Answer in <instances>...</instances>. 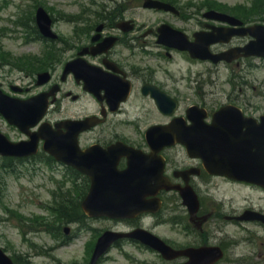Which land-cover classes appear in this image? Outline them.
<instances>
[{
    "label": "flooded vegetation",
    "instance_id": "obj_1",
    "mask_svg": "<svg viewBox=\"0 0 264 264\" xmlns=\"http://www.w3.org/2000/svg\"><path fill=\"white\" fill-rule=\"evenodd\" d=\"M143 1L121 0L110 10L108 7L102 15L103 20L100 22L102 30L99 33L96 31L99 23H95L81 36L57 38L56 41L61 43V48H52L56 54L48 56L46 70L51 80L43 88L49 90L53 85L59 84L58 94L62 95V100L64 97L82 102L91 99L95 108L93 114L100 117L99 124L80 134L82 147L96 144L106 149L119 141L129 146L145 147L142 128L139 129L140 123L143 126L166 124L174 116L183 117L180 108L172 116L161 113L155 97H160L164 101L165 109L171 108L172 105L167 103L159 92L176 99L179 103L178 87L181 79L169 67L177 63L178 56L208 65L203 72L190 78L193 83L190 87L195 97V101L190 105L204 109L207 122H211L213 112L224 105H233L245 116L251 117L254 122L259 121L262 113L257 106L247 105L241 97L240 87L237 88L239 91H236V87L228 88L229 92L221 101L213 96V88L209 85L213 80H209V77L214 68L219 69L220 64L227 67L231 63L221 62L215 65L209 61L191 59L186 52L175 49L171 46L172 43L162 38L166 34L165 26L179 30L187 40L193 41L197 33L211 30L214 24L224 25L206 16V12L213 9L212 4L195 0H160L170 5V9H167L145 8L139 5ZM88 20L91 21L90 18ZM82 24L87 23L84 20ZM83 31L84 29L80 28L76 33L81 34ZM96 35L98 38L93 40ZM110 36L115 37L114 44L106 51L97 53L94 47ZM244 42V37H233L228 43L212 45L211 50L224 52L242 46ZM59 51L61 54H58ZM72 61L88 65L87 67L94 66L91 71L100 77L94 87L96 94L88 91L82 77L83 71L75 64H71ZM233 63L239 65L240 60ZM232 77L233 75H229L226 82L230 84ZM108 92L111 93L109 98L106 94ZM143 109L152 110L155 119H150L147 114L142 116L140 110ZM185 111L186 109L184 116ZM121 127L131 130L124 131ZM136 134H140L142 140L134 136ZM10 137L15 138L12 134ZM193 155L187 154L181 145L164 148L160 154H155L157 165L162 159L163 179L178 188L190 186L197 193L199 210L196 217L191 219L195 221L200 216L203 222L202 230L195 229L177 189L168 191L165 188L160 189L158 195L162 205L158 223L169 227L180 238L173 241L167 237L166 240L179 249L217 244L224 250L225 264H264V250H257L254 247L250 249L244 247L236 259L225 258L228 255L226 253L228 248L223 239L230 236L225 232L216 235L214 231L207 229L209 223L212 229L224 230L225 222L229 221L239 224L246 234L244 236L246 240L252 239L254 242V239L260 238L261 233L251 230L249 224L264 230V224L254 219L264 215V188L253 183L212 175L205 170L203 161L195 156L196 154ZM126 162V158H120L117 167L123 169ZM81 178L82 186H88V177L81 175ZM222 186L231 190L241 189L238 206H235V202L229 204V199L218 193ZM260 244H264V241ZM183 261L185 258H178L174 262Z\"/></svg>",
    "mask_w": 264,
    "mask_h": 264
},
{
    "label": "rangeland",
    "instance_id": "obj_2",
    "mask_svg": "<svg viewBox=\"0 0 264 264\" xmlns=\"http://www.w3.org/2000/svg\"><path fill=\"white\" fill-rule=\"evenodd\" d=\"M42 1L55 9V15L59 19L56 26L58 32L63 35L69 31L71 26L63 19V13L69 6V0H0V52L5 53L0 54V82L11 80L10 83L18 84L23 88L28 87L30 93H24L22 96H28L37 90L32 84V76L44 65L45 46L32 39L33 33H27L18 22L25 18L29 20L33 6ZM79 1L85 6L92 5L90 0ZM223 1H227L230 7L239 3L241 9L247 12L263 11V8L259 6L260 0ZM70 11L74 12L75 10L71 8ZM255 13L254 16L260 14V12ZM257 18L264 21V17L263 19L261 16ZM250 63L251 65L243 69L241 87L248 96L246 99L256 105L259 110L264 111V60H253ZM185 66H183V70ZM204 67L199 63L191 65L188 67L187 73L189 75L192 72L203 70ZM172 68L176 67L172 66ZM233 68L235 72L240 70L239 67L233 66ZM220 72L226 74L222 67ZM220 72L214 69L211 76L214 77L216 84L210 85L215 92L213 96L218 100L225 98L227 89L231 86L222 83L223 81L217 78L221 74ZM223 74H221L222 77ZM188 78L190 79V76ZM6 84L8 85V83ZM178 90L181 96V108L195 100L193 89L188 88L187 81L183 80ZM80 106V103L63 101L58 112L56 111L57 107L55 108L56 112L53 113V117L76 116L80 112ZM140 113L142 116L147 114L150 119H155V114L149 109L140 110ZM140 126L141 128L145 127L142 123ZM121 128L124 131L129 130V128ZM134 136L139 137L138 134ZM2 162L0 160V165ZM62 171L64 169H58L57 166L49 168L39 164L36 169H25L23 174L5 175L4 177L6 188L0 195V245L6 248L11 255L15 253L27 254L30 260L29 264H89L97 236L106 229L123 230L127 226L125 223L120 224L108 219L90 220L87 223H82L83 226L72 223L73 220H68L61 226V229L63 230L65 226L69 227V232L65 234L69 239L65 243H61V240H56L55 233L48 231L44 227L45 225H38L36 222L38 218L45 217L47 224L53 223V220L56 219V214L47 208L56 206V201L53 200L54 192L56 194L59 192L58 200L65 197V194H60V189L59 191L57 189L58 181L62 182L63 180ZM63 188L61 190H64ZM240 192L241 189L231 190L222 186L218 193L224 194L228 198L234 196L235 206H238ZM250 227L251 230L261 233V237L253 243L254 248L264 250V244H260L264 241V230L255 225ZM223 232L233 235L231 242L236 243L233 252H240L243 246L240 244L243 239L240 227L228 225L225 230L218 232V235ZM247 243L250 246L252 241ZM121 246L123 251L112 249L100 264H160L158 255L152 250L134 243H123Z\"/></svg>",
    "mask_w": 264,
    "mask_h": 264
},
{
    "label": "water",
    "instance_id": "obj_3",
    "mask_svg": "<svg viewBox=\"0 0 264 264\" xmlns=\"http://www.w3.org/2000/svg\"><path fill=\"white\" fill-rule=\"evenodd\" d=\"M49 18L42 10H39L37 13V24L40 30L45 34L49 35ZM255 53L264 55V39L259 44V47H256ZM44 81L45 75H40ZM45 105L42 102H39L38 107L36 108L32 103V100L26 101L25 104L17 103V105H9L6 100L0 95V112L3 113L10 122L20 125L22 129L30 125H34L42 116ZM42 130H46L44 125ZM41 131L33 138L32 143H36L39 137L45 139L44 148L54 155L59 161L69 163L75 167H79L80 151L77 147L76 137L74 134L70 133H61L53 132L49 135L41 133ZM20 144V143H19ZM16 144L12 148L8 145L4 137L0 136V153H14L13 155L23 156L29 155L32 151L31 146H26L27 143ZM190 147V144H188ZM228 154H241V148L239 146L229 143L226 144L224 149H216ZM239 150V151H238ZM12 151V152H11ZM238 151V152H237ZM260 151V150H259ZM237 152V153H236ZM132 157H135L134 154H141L140 152L134 150L129 151L125 154ZM261 154H264V141H262V150ZM140 172V173H135ZM232 173V172H231ZM111 174V173H110ZM109 174V175H110ZM136 174L138 177H134ZM233 175H242L241 177H246L251 181H255L261 184H264V164H262V170L256 172H247L239 173L233 172ZM116 185H111L108 189L102 187H94L90 189L89 193L82 206L84 210L89 215H105L109 217H130L135 215L137 212L145 210L147 208L144 195L147 193H152V190L146 189L147 179L145 176L142 178L141 169L138 164H129L127 170L124 171L122 175L116 178ZM120 236H131L141 239V241L151 245L152 247L165 250V246L158 240L156 237L148 235L142 230H134L128 234H118L113 232H105L97 241L94 254L92 257V262L102 254L106 248L110 245L112 241ZM167 249V248H166ZM0 264H12L10 259L3 254L0 249ZM199 264H209L208 262H203Z\"/></svg>",
    "mask_w": 264,
    "mask_h": 264
},
{
    "label": "trees",
    "instance_id": "obj_4",
    "mask_svg": "<svg viewBox=\"0 0 264 264\" xmlns=\"http://www.w3.org/2000/svg\"><path fill=\"white\" fill-rule=\"evenodd\" d=\"M70 202H71V205L66 204L63 206V204H60L59 212H61L62 214H65L67 211H69V213H71L74 208V202L73 200H71Z\"/></svg>",
    "mask_w": 264,
    "mask_h": 264
}]
</instances>
